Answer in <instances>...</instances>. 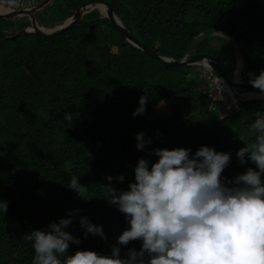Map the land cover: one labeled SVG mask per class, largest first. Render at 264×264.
<instances>
[{
    "label": "trees",
    "instance_id": "obj_1",
    "mask_svg": "<svg viewBox=\"0 0 264 264\" xmlns=\"http://www.w3.org/2000/svg\"><path fill=\"white\" fill-rule=\"evenodd\" d=\"M84 1L52 0L37 20L53 28ZM108 1L162 57L179 59L209 44L231 77L238 56L243 79L264 69V0ZM29 24L27 16L0 17V200L7 201V212L0 213V264H32L34 249L25 234L69 212L66 230L81 240L70 244L69 254L78 248L110 254L129 225L105 198L103 185L111 175L112 186L126 190L140 158L158 159L154 148L184 147L194 154L207 145L230 152L225 183L256 168L251 161L241 164L236 152L245 146L239 137L254 141L250 125L264 115V99L224 109L208 95L200 62L171 64L153 56L122 36L98 8L58 36L8 37ZM142 95L149 97L146 111L134 117ZM141 131L152 140L143 151L136 148ZM72 176L88 186L87 199L68 187ZM81 216L102 225L107 239L85 238ZM140 247L139 240L121 246V256Z\"/></svg>",
    "mask_w": 264,
    "mask_h": 264
},
{
    "label": "clouds",
    "instance_id": "obj_2",
    "mask_svg": "<svg viewBox=\"0 0 264 264\" xmlns=\"http://www.w3.org/2000/svg\"><path fill=\"white\" fill-rule=\"evenodd\" d=\"M42 2V1H41ZM202 63V62H200ZM205 67L211 68L207 58ZM250 84L264 93V69L251 74ZM149 97L139 98L132 115H143ZM65 120H71L67 113ZM253 142L236 152L241 164L251 161L256 168L247 170L225 183L224 169L231 153L202 145L191 149L154 148L158 159L140 158L134 168V181L126 190L112 186L107 176L103 185L105 198L124 214L128 227L111 245L110 254L77 249L69 254L70 244L80 238L67 231L73 212L50 222L45 229L25 234L34 249L32 264H264V115L250 125ZM140 151L152 140L141 131L135 134ZM125 179L123 174L116 177ZM68 187L81 199H87L88 186L72 176ZM7 212V201L0 200V213ZM84 236L99 235L107 239L103 226L81 216ZM141 241L139 250L121 246Z\"/></svg>",
    "mask_w": 264,
    "mask_h": 264
},
{
    "label": "water",
    "instance_id": "obj_3",
    "mask_svg": "<svg viewBox=\"0 0 264 264\" xmlns=\"http://www.w3.org/2000/svg\"><path fill=\"white\" fill-rule=\"evenodd\" d=\"M50 1L52 0H43L38 6L31 10H15V11H6L0 10V17H16V16H27L30 24L25 28L17 31L16 33L9 35L8 37H19L23 34L27 33H37L44 37H54L62 34L63 32L69 30L73 26L77 25L81 18L87 14L89 11L94 8H98L115 26L117 31L128 39L133 44L138 47L144 49L148 53L152 54L157 58H161L163 61L171 64H181V63H203V59L207 58L209 64L211 65V69L216 72L218 75L224 77L228 83L236 90L238 93H243L250 90L260 91L257 88H254L249 80L240 78L237 79L236 71L233 77L229 76L222 61L220 58L208 51H196L194 49H189L187 53L179 58L172 59L169 57H162L158 54L153 48L145 44L142 40H140L136 35H134L123 23L121 18L114 11L111 3L108 0H86L82 2L75 13L71 15L69 18L65 20L64 23L57 25L53 28H47L45 26L40 25L37 20L36 13L42 10ZM103 6V7H102ZM1 31V30H0ZM244 67V63L242 68ZM251 97H248V99Z\"/></svg>",
    "mask_w": 264,
    "mask_h": 264
},
{
    "label": "built area",
    "instance_id": "obj_4",
    "mask_svg": "<svg viewBox=\"0 0 264 264\" xmlns=\"http://www.w3.org/2000/svg\"><path fill=\"white\" fill-rule=\"evenodd\" d=\"M41 3V0H0V8L6 11L31 10ZM203 74L206 75L208 84L206 91L210 97L218 100L219 104L226 110L239 108V101L243 100L241 93H238L228 81L214 72L211 68L200 63Z\"/></svg>",
    "mask_w": 264,
    "mask_h": 264
},
{
    "label": "bare ground",
    "instance_id": "obj_5",
    "mask_svg": "<svg viewBox=\"0 0 264 264\" xmlns=\"http://www.w3.org/2000/svg\"><path fill=\"white\" fill-rule=\"evenodd\" d=\"M0 10H2V9L0 8ZM241 60H242V58H241ZM239 62H240V64L238 66V69L236 70L237 71V73H236L237 79L242 78L241 72H242L243 63L241 61H239ZM244 95L246 97H253V98H262V99H264V93H261L260 91H256V90L246 91Z\"/></svg>",
    "mask_w": 264,
    "mask_h": 264
},
{
    "label": "rangeland",
    "instance_id": "obj_6",
    "mask_svg": "<svg viewBox=\"0 0 264 264\" xmlns=\"http://www.w3.org/2000/svg\"><path fill=\"white\" fill-rule=\"evenodd\" d=\"M43 1V0H42ZM20 18H22V19H24V18H26V16H20ZM57 26V25H56ZM200 41L201 40H198L197 42H195V44L194 45H197L198 43H200ZM219 40H218V38H213V42H214V44L215 45H218L219 44V42H218ZM203 47H205V49H207V50H205V51H208L210 48V46H209V44L207 45V44H205ZM196 49V48H195ZM241 56H238V58H237V66H236V69H235V71L238 69V66H239V64H240V62L239 61H241L242 63H244V61H243V59L241 60ZM243 69V68H242ZM236 73H237V71H236ZM234 74H235V72L233 73V76H234ZM230 75L232 76V73L230 72ZM229 75V76H230ZM243 78V77H242ZM243 99H248V97H245V96H241Z\"/></svg>",
    "mask_w": 264,
    "mask_h": 264
}]
</instances>
